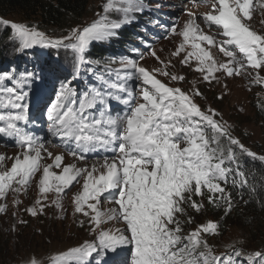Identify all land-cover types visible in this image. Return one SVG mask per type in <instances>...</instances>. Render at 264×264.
<instances>
[{
  "label": "snow or ice",
  "instance_id": "6c2138e0",
  "mask_svg": "<svg viewBox=\"0 0 264 264\" xmlns=\"http://www.w3.org/2000/svg\"><path fill=\"white\" fill-rule=\"evenodd\" d=\"M252 6L253 0H211V11L199 18L210 29L214 27L220 39L203 33L192 11L187 12L189 18L177 33L174 23L169 27L156 15L164 7L163 0L155 8L146 7L145 0H120L119 7L108 0L96 20L70 27L57 38L22 23L2 21L13 30L9 49L13 60L9 61L12 66L0 70V107L8 109L7 113L0 111V137L12 140L20 151L10 169L4 168L6 157L0 155V200L11 191L17 196L14 205L19 206V194L27 193L31 178L41 167L42 199L51 191L59 196L83 177L82 191L74 196V212L90 217L88 223L97 233L92 241L53 254L50 264H93L94 256L98 258L95 264H264V251L246 253L234 245H228V252L214 255L205 239V235L218 234L214 221L183 233L177 213L183 214L185 205L199 212L204 205L192 197L204 195L205 189L209 204L223 207L225 214L232 210V194L226 190L229 179L234 188L243 189L247 183L236 149L254 158L257 154L233 135L226 121L217 119L221 114L216 109H201L194 100L203 95L199 88L189 92L168 86L156 73L176 82L184 77L160 68L149 70L140 63L144 54L139 52L143 47L167 68L156 50L144 43L147 33L162 28L165 38L170 33L184 38L173 55L179 56L192 39L193 50L181 63L188 65L194 59V70L203 82L220 84L217 72L226 77L251 76L249 69L264 68V33L251 26ZM145 13L150 18L141 20ZM93 42L131 44L132 48L126 56L104 63L103 57L89 54ZM202 42L218 48L227 59L218 62ZM37 48L54 49L58 54L63 50L70 59L65 65L58 55L55 67L48 62L38 67L33 63L32 68L15 66L16 59ZM115 63L120 67L113 73ZM47 74L56 79L54 96L43 113L49 136L63 141L74 158L86 159L89 152L110 153L103 162L83 168L67 164L57 174L50 170L61 168L63 155L57 154L53 164L42 165V153L52 157L45 147L51 141L38 136V129L28 130L27 124L36 119L29 100L33 85ZM252 82L264 84V77L257 71ZM117 108L124 110L115 111ZM258 159L264 162V155ZM101 199L114 207L102 212L98 208ZM53 203L60 207L58 199ZM45 207L37 199L26 211L35 217ZM7 211V204L0 203V213ZM102 216L122 221L124 228L100 230ZM26 223L17 221V225ZM188 223H193L191 217ZM30 264L40 262L33 258Z\"/></svg>",
  "mask_w": 264,
  "mask_h": 264
},
{
  "label": "rangeland",
  "instance_id": "374dc122",
  "mask_svg": "<svg viewBox=\"0 0 264 264\" xmlns=\"http://www.w3.org/2000/svg\"><path fill=\"white\" fill-rule=\"evenodd\" d=\"M87 2V8L82 13L81 18L72 21L71 25L66 26L64 29L57 27H51V29L42 28L38 26L35 21L27 20L19 14L0 15V35L4 30L9 29L10 34L7 40L10 43V40L13 38V30L10 26H6L2 23V21H8L25 24L44 32L48 37L57 38L66 34L70 27H76L77 25L84 26L96 20L98 18L97 14L103 12L102 6L108 2V0H87ZM163 2L164 7L161 12L156 13V15L160 16L162 21H167L169 27L174 23L177 27V33L180 32L184 23L189 18L187 12L192 11L197 14L198 19L196 22L200 27L204 28V33L215 36L216 39H220L216 29L214 27L210 29L204 21L199 18L202 14L211 11V0H163ZM113 3L116 7L120 6V0H113ZM157 4L158 0H145L146 7L155 8ZM149 18L147 13L140 17L141 20H148ZM261 21H264V0H253L252 19L250 23L253 30L264 33V23H261ZM137 30L143 31V28H138ZM157 32L160 33L159 37L156 34ZM147 36L148 39L144 43L155 49L161 60H163L165 64H168V66L164 69V66L151 57L143 47L139 49V52L144 54V59L140 61V63L149 70L160 68L169 73L183 76V80L176 82L171 81L169 77L165 75L156 73L157 78L168 86L180 87L189 92L193 88H199V91L203 95L194 97V100L201 109L207 110L209 106L216 109L221 114L217 119L222 118L223 121H226L230 125L233 135L239 138L252 152H255L257 154L256 158L264 155V116H261L264 112V110H262V108H264V84L252 82L257 71L261 77H264V68L259 70L249 69L251 76L244 74L226 77L222 72H217L215 75L220 78L221 83L216 84L215 81L211 84L206 83L203 82L201 74L194 70L196 67V61L194 59L190 60L188 65L181 63L187 52L193 50L191 46L193 41L191 38L185 43V50L181 51L179 56H176L173 55V53L176 51L177 47L184 42V38L181 35L170 33L165 38L163 29L157 28L155 31L147 33ZM201 46L209 49L212 54H215L213 57L215 56L214 59L218 62H223L227 59L219 52L218 48H210L206 42H202ZM29 52L32 51H28V53ZM34 53L38 58V66L48 62L55 67V61L58 55L65 65H67L70 59V56L66 55L63 50L58 54L54 49L37 48ZM169 61L171 63H168ZM33 63L31 62L32 65ZM119 67L120 65L118 63L112 64L111 68L113 73H116ZM64 74L66 75V73ZM50 75L55 77L52 74L48 76ZM34 86L35 87L30 93L29 100L31 103V111L36 112L40 108L46 109L54 96L55 87L50 88V80L47 82L45 80H37ZM27 90L28 89H25V91ZM220 95H222L223 98L216 99V97ZM122 110L124 109H115V111ZM257 110L259 114H256ZM0 111L7 113L8 109L0 107ZM45 147L52 153V157L50 158L46 153H42L44 156L41 162L42 165H51L53 164L55 155H63L61 168L53 167L50 169L57 174L61 172L64 165L75 164L78 168H83L85 165L91 167L94 162H103L104 158V156L96 154L90 157L86 156V159L74 158L69 151L57 147L52 142L45 143ZM19 151V147L0 143V155L6 157L3 162L5 169L11 168L14 158ZM236 151L239 152L238 149H236ZM42 173L43 168L41 167L40 171L31 178L27 193L22 191L19 194L18 199L21 201L19 206L14 205L13 201L17 199V196L11 191H9L5 200H0V203H6L8 207L6 213H0V264H30L33 258L37 259L40 264H50V259L53 254L80 245L84 241H92L97 235L88 223L90 217L82 213L74 212V196L82 191L84 178L79 177L78 182H74L70 189L59 194V196L54 191H51L46 194L47 199H42L39 193V180ZM227 184H229V182ZM232 189H234L235 192L232 194L233 204L238 203L239 210H243L242 207L246 196L242 195L240 192L245 190L248 191L247 186L245 185L243 189L234 187H232ZM226 190L230 192L227 186ZM203 191L204 195H193L192 197L197 204L204 205L199 212L185 205V212L183 214L177 213L184 234H187L201 223H207L209 221L216 222L215 218L212 216L213 214L211 215L207 209V191L206 189ZM241 196L243 199H240ZM37 199H41V202L44 203L46 207L43 214L38 213L37 216L33 217L27 213L26 209L35 204ZM57 199L60 202V207H57L56 204L53 203V201ZM251 202L252 201H250V203ZM262 202L263 198L256 202V204L258 205ZM112 207H114V204L104 199H101L98 204V208L102 212ZM253 209L257 211L260 210L259 207H254ZM86 210L91 211L87 208ZM13 213H15V216H13ZM245 216L246 213L241 212L237 214L235 223H233L232 220H228V223L226 221L223 225H218V234L205 235V239H207L208 243L212 246L214 255L219 256L228 252V245H234L246 253L264 251V215L259 214L251 216L249 219L253 227L251 229L247 227L242 230V225L239 221H244ZM188 217L192 218L193 223H188ZM21 219L26 220L27 223L17 225V221ZM81 221H83L82 225L80 223ZM257 221H261V223L258 225ZM14 225L17 226L14 228ZM123 228L124 223L122 221L116 219L108 220L106 217H101V223L99 225L100 230L115 232ZM253 228L260 230V232L255 233ZM96 259L98 258L94 256L93 264H95Z\"/></svg>",
  "mask_w": 264,
  "mask_h": 264
},
{
  "label": "trees",
  "instance_id": "16d2710c",
  "mask_svg": "<svg viewBox=\"0 0 264 264\" xmlns=\"http://www.w3.org/2000/svg\"><path fill=\"white\" fill-rule=\"evenodd\" d=\"M87 3V0H0V15L19 14L27 20L35 21L42 28L51 29V27H57L64 29L66 26L71 25L72 21L81 18L82 13L87 8ZM9 34L10 30L6 29L0 35V70L12 66L9 64V61L13 60V57L9 53V49L12 47L7 40ZM131 48L132 46L128 44L122 45L121 43H94V46L89 50V54L93 58L103 57V62L107 63L113 57L118 60L122 52H128ZM36 58L37 56L34 52H27L26 55L15 60V66L19 69L25 67L32 68L31 62H35L38 66V58L37 60ZM48 75H44L41 80H50V88H53L56 85V79ZM256 114H259L258 110ZM261 116H264V112ZM237 155L242 165V170L245 172L248 190L240 193L246 196L245 201L247 203L244 202L243 210H239L238 203L233 204V208L228 214H225L223 208H216L209 203H207V209L211 215L213 214L212 216L218 225H223L226 221L228 223V220H232L235 223L237 214L245 212L244 221H239L242 225L241 229L243 230L247 227L251 229L253 225H251L252 223L249 218L253 215H264V162L240 152H237ZM226 186L231 194L235 193L230 179L229 184ZM261 198H263V202L257 205L256 202ZM250 201L252 202L250 203ZM254 207H259L260 210L257 211L253 209ZM260 223L261 221H257L258 225ZM253 230L255 233L260 232L256 228H253Z\"/></svg>",
  "mask_w": 264,
  "mask_h": 264
},
{
  "label": "clouds",
  "instance_id": "9594fccd",
  "mask_svg": "<svg viewBox=\"0 0 264 264\" xmlns=\"http://www.w3.org/2000/svg\"><path fill=\"white\" fill-rule=\"evenodd\" d=\"M58 141H61V140H58ZM57 147H59V148H61V149H63V150L69 151V148H66V147H64V146H57ZM69 147H71V145H69Z\"/></svg>",
  "mask_w": 264,
  "mask_h": 264
},
{
  "label": "bare ground",
  "instance_id": "6f19581e",
  "mask_svg": "<svg viewBox=\"0 0 264 264\" xmlns=\"http://www.w3.org/2000/svg\"><path fill=\"white\" fill-rule=\"evenodd\" d=\"M259 21H260V18H259ZM201 30H202V32L204 33V28L203 27H201ZM211 52V51H210ZM211 54H212V52H211ZM213 55H215V54H212V56ZM215 57V56H214Z\"/></svg>",
  "mask_w": 264,
  "mask_h": 264
}]
</instances>
